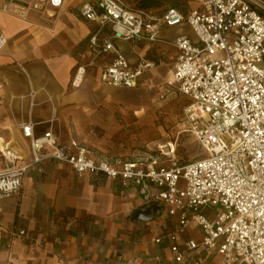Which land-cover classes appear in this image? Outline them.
Instances as JSON below:
<instances>
[{
	"label": "built area",
	"instance_id": "1",
	"mask_svg": "<svg viewBox=\"0 0 264 264\" xmlns=\"http://www.w3.org/2000/svg\"><path fill=\"white\" fill-rule=\"evenodd\" d=\"M66 0H4L0 13L26 18L30 11L60 12ZM185 16L175 6L134 10L123 0H86L80 15L96 29L87 44L96 55L114 57L100 74L104 86L133 89L154 63L138 56L130 64L115 41L158 42L161 26L186 23L194 39L175 38L173 71L165 82L185 96L183 125L207 155L187 163L161 154L124 161L119 167L93 159L57 142L51 131L36 135L35 123L20 124L32 160L17 165L19 154L0 149L7 165L0 170V202L18 195L25 175L45 160L67 164L77 176L100 175L138 188L142 208L157 204L177 218V229L194 225L197 241L179 238L176 230L152 238L167 250L145 258L147 264H200L197 251L219 256L215 264H264V0H197ZM7 38L0 33V52ZM93 63V62H91ZM85 74L77 66L71 81L78 88ZM163 97V95H161ZM47 148V150H45ZM1 212V206H0ZM23 234V231L18 232Z\"/></svg>",
	"mask_w": 264,
	"mask_h": 264
},
{
	"label": "crops",
	"instance_id": "2",
	"mask_svg": "<svg viewBox=\"0 0 264 264\" xmlns=\"http://www.w3.org/2000/svg\"><path fill=\"white\" fill-rule=\"evenodd\" d=\"M85 1L66 0L55 15L33 10L22 19L0 13V33L7 38L0 52V149L6 145L16 151L21 158L17 165L32 160L29 140L20 129L28 121L35 123L36 135L51 131L70 150L83 147L91 158L116 167L144 157H118L106 148L84 144L93 128L100 123L108 127L106 123L114 120L116 106H130L123 97L124 88L100 83V74L114 54L96 55L88 46L96 24L79 13ZM186 26H161L156 43L114 42L130 64L138 56L154 63L137 87L158 82L164 71L167 78L171 76L177 55L175 38L194 39L191 29L182 31ZM174 27L180 33L167 35ZM80 65L85 74L80 86L73 88L71 81ZM6 165L0 154V170ZM0 206V264H147L145 258L167 250L165 241L155 245L152 238L174 230L180 239L187 236L167 211L150 223L163 208L149 222L132 221L133 212L143 209L133 184L123 187L119 180L88 173L77 176L67 164L54 160L30 170L19 194L2 199ZM188 231L199 232L194 225ZM193 257L200 264L219 260L200 250Z\"/></svg>",
	"mask_w": 264,
	"mask_h": 264
},
{
	"label": "rangeland",
	"instance_id": "3",
	"mask_svg": "<svg viewBox=\"0 0 264 264\" xmlns=\"http://www.w3.org/2000/svg\"><path fill=\"white\" fill-rule=\"evenodd\" d=\"M123 1L131 5L134 3L133 0ZM169 4L177 7L183 14L199 8L197 0H167L156 13L159 14ZM182 31L190 32V28L186 26ZM177 33L180 32L174 27L167 35L175 36ZM164 68L166 70V67ZM153 69L154 67L151 70ZM166 73L164 71L160 75L162 79L158 82L156 80L154 84L122 89L123 97L130 101V106H116L114 120L105 122L108 127L100 123L97 125L98 129L93 128L84 139L85 146L92 149L106 148L111 155L128 158L136 154L144 157L155 156L161 154L160 150L166 151L172 147L173 155L162 158L166 163L171 157L179 163L206 157L205 152L183 125L184 109L188 100L175 88L165 86V82L170 78H167ZM135 111L140 113L135 114ZM166 211L165 207L150 223L153 224L156 218L164 215ZM181 233L197 241L200 237L199 232H189L188 229H183Z\"/></svg>",
	"mask_w": 264,
	"mask_h": 264
},
{
	"label": "water",
	"instance_id": "4",
	"mask_svg": "<svg viewBox=\"0 0 264 264\" xmlns=\"http://www.w3.org/2000/svg\"><path fill=\"white\" fill-rule=\"evenodd\" d=\"M162 211V206L157 204H151L144 209H137L131 216L132 221H145L149 222L153 219V216Z\"/></svg>",
	"mask_w": 264,
	"mask_h": 264
},
{
	"label": "trees",
	"instance_id": "5",
	"mask_svg": "<svg viewBox=\"0 0 264 264\" xmlns=\"http://www.w3.org/2000/svg\"><path fill=\"white\" fill-rule=\"evenodd\" d=\"M133 1H134L133 5H131L129 3H126V2L125 3H126V5L128 7L132 8L134 10H153V9H159V7L161 5H163L165 2H167V0H133ZM169 6H173V5L172 4H169L167 7H169ZM197 145H198V143H197ZM185 163H187V162H185Z\"/></svg>",
	"mask_w": 264,
	"mask_h": 264
},
{
	"label": "bare ground",
	"instance_id": "6",
	"mask_svg": "<svg viewBox=\"0 0 264 264\" xmlns=\"http://www.w3.org/2000/svg\"><path fill=\"white\" fill-rule=\"evenodd\" d=\"M48 12H51V11H48Z\"/></svg>",
	"mask_w": 264,
	"mask_h": 264
}]
</instances>
